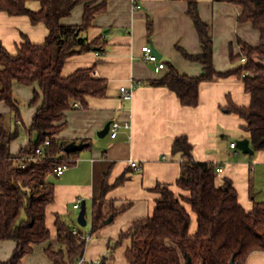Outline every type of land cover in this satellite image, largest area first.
Listing matches in <instances>:
<instances>
[{"label":"trees","instance_id":"trees-1","mask_svg":"<svg viewBox=\"0 0 264 264\" xmlns=\"http://www.w3.org/2000/svg\"><path fill=\"white\" fill-rule=\"evenodd\" d=\"M38 1L39 9L28 6ZM107 1L96 0H0V10L11 15H27L33 24L44 23L49 33L40 43L26 34L16 53L0 42V102H6L16 121L12 128L7 115L0 114V239L17 242L12 257L0 264H22L23 258L34 252L35 246L51 238L47 226V207L55 198V183L49 179L57 164L69 163L79 157L80 151L67 152L71 142L58 137L66 125V112L76 101L88 106L90 97L108 95L109 81L93 75L95 66L83 67L64 76L63 68L69 57L86 51H105L106 41L90 40L88 30L96 14L107 10ZM188 13L197 28L201 52L192 54L181 48L184 55L204 65L198 76L181 73L169 63V71L154 85L167 86L180 98L182 104L197 107L202 82L237 74L243 78L245 90L251 96L247 106L236 104L231 98L224 107L243 121L242 126L255 151L264 150V0H219L239 4L241 22H250L261 35L258 46L239 38L241 49L236 53L231 46L230 57L240 66L219 72L214 65V42L210 26L200 14L198 0H187ZM85 4L81 24H64L78 5ZM149 31L152 22L149 21ZM243 58H246L243 60ZM38 85L29 104L36 107L32 124L26 127L22 120L14 83ZM21 126L30 133V142L18 153L11 150L20 136ZM38 138L34 139L33 134ZM49 139L50 143L46 144ZM92 142L89 139L82 140ZM42 149L37 154V149ZM173 154L181 156V174L176 184L183 193L176 194L168 184L153 188L158 193L153 213L132 221L116 239L108 240L107 254L102 264H113L116 250L130 240L125 256L129 264H182L191 258L195 264H244L256 250H264V201L253 196L254 206L247 210L239 199V192L231 179L217 184L219 165L198 160L194 144L188 136L176 137ZM120 177L115 186L123 184ZM111 185L106 180L102 192L92 200L91 236L106 226L129 205L116 206L108 198ZM192 212L197 217V229L191 232ZM111 219L109 222L108 220ZM59 247L50 245L46 254L54 264H75L86 251L88 240L74 233V227L60 217L57 222Z\"/></svg>","mask_w":264,"mask_h":264},{"label":"crops","instance_id":"crops-1","mask_svg":"<svg viewBox=\"0 0 264 264\" xmlns=\"http://www.w3.org/2000/svg\"><path fill=\"white\" fill-rule=\"evenodd\" d=\"M198 2L200 14L209 24L213 36L216 70L229 72L237 68L241 62L231 60V46L238 53L241 49L239 38L258 46L261 43L260 32L252 23L239 20L242 7L237 3L219 0ZM135 4L141 6L136 8ZM28 6L37 10L41 5L38 1H30ZM188 8L187 0H108L107 10L96 14L87 36L90 40L100 37L106 41L104 53L92 50L72 55L64 65L63 75L95 66L93 75L109 81L108 95L90 97L87 107L76 106L66 112V125L58 137L76 142L89 139L92 145L81 150L79 157L71 161L62 175L49 176L55 183V198L47 207L51 238L36 245L34 252L23 258L22 264H54L45 250L50 245L60 246L56 226L58 217L70 226H78L76 213L81 208L76 206L77 202L85 201L87 213L89 207L92 213V200L100 195L106 180L112 186L108 198L113 199L118 207L129 206L88 239L83 264L107 254L108 240L118 238L133 220L153 213L158 197L153 188L159 183L170 185L176 194L183 193L176 184L181 174V156L172 153L179 135L188 136L198 160L219 165L218 185L225 179H231L242 205L247 210L253 208V197L256 199V196L252 193V179L256 178L254 174L259 167L264 170L261 168V165L264 167V150L249 154L238 147H231V142L247 135L242 128L244 121L224 109L229 98L242 106L251 103L243 78L232 74L202 82L197 107L182 104L178 95L167 86L152 84L169 71V63L183 74L198 76L203 72L204 65L187 58L178 47L192 54L201 52L200 37ZM84 12L85 4H78L69 16L62 19V23L81 24ZM149 21L152 22V31H149ZM48 33L44 23L35 25L27 15H11L0 10V42L12 53L17 52L24 39L23 34L40 43ZM145 44L154 46L166 62V69L157 72L155 62L143 59L142 46ZM133 82L136 87L132 99H124L121 86H130ZM36 89L39 90L38 85L14 83L15 94L23 98L24 103L20 100L18 103L26 127L31 126L36 111V107L29 104ZM0 114L12 118L11 108L4 101L0 102ZM127 119L132 121V130L121 129L115 138L109 133L104 137L99 135L107 122ZM16 122L21 121L15 120L14 128ZM239 129L243 135L237 140L232 139L230 133ZM32 138L37 139L38 134L34 133ZM17 139L11 146L13 153L26 146L31 136L27 132L20 145L16 144ZM241 151L246 156H242ZM132 160L138 161L139 167H134ZM122 176L127 180L115 186ZM192 216L191 232L194 233L197 217L193 212ZM16 245L13 239H0V262L12 257ZM129 245L130 240H126L116 250L113 264H129L125 256ZM182 264H189L188 260L183 258ZM244 264H264V250L253 251Z\"/></svg>","mask_w":264,"mask_h":264},{"label":"built area","instance_id":"built-area-1","mask_svg":"<svg viewBox=\"0 0 264 264\" xmlns=\"http://www.w3.org/2000/svg\"><path fill=\"white\" fill-rule=\"evenodd\" d=\"M140 4H135V7H140ZM98 54H103V51L97 50ZM142 57L144 60H148V61H152L156 63V67L155 70L157 72L162 71L164 69L167 68V64L165 61L162 60V58L159 56V54L157 53V51L155 50L154 46L151 44H145L142 46ZM246 58H243V60H245ZM136 87V84L133 82L130 86L127 85H122L121 86V92H122V97L124 99H132L133 97V92H134V88ZM75 106H81V102L80 101H76L74 103ZM121 129H125V130H132V121L130 119L121 121V120H113L110 126V130H109V134L115 138L117 137V135L119 134V132L121 131ZM50 140L47 139L46 140V144H49ZM231 147L235 148L237 147V142L233 141L231 142ZM42 153V149L41 147L37 149V154H41ZM131 164L134 167H139V163L136 160H132ZM70 164L69 163H63V164H57L54 168V174L57 176L62 175L68 168H69ZM220 169V168H219ZM218 169V170H219ZM82 205V201L79 200L76 204V206L78 208H81ZM82 225L79 223L78 226L74 227V233L79 234L80 236H82L85 239H90L91 235L89 233L84 232L81 229ZM84 257L78 261L75 264H83L84 262ZM87 264H102V259L99 258H95L92 259L90 261H88Z\"/></svg>","mask_w":264,"mask_h":264},{"label":"rangeland","instance_id":"rangeland-1","mask_svg":"<svg viewBox=\"0 0 264 264\" xmlns=\"http://www.w3.org/2000/svg\"><path fill=\"white\" fill-rule=\"evenodd\" d=\"M18 100L21 101V103L23 102L22 101V97L19 95V94H16ZM24 103V102H23ZM7 115V114H6ZM12 118H8V115H7V123L9 125H11V120H12V128H14V125H15V118H14V114H12L11 116ZM243 131L242 130H237V131H234V132H231L230 135H231V138L234 139V140H237L239 136L243 135ZM24 137H27V132L26 130L24 129L23 126H21V134L19 136V139H17L16 141V144L17 145H20L24 139ZM241 155L242 156H246L245 153H243L241 151ZM261 168L264 169V167L261 165ZM254 176H256V178H253L252 179V193L254 196H256V200L258 201H264V170H260V167L259 169L257 170L256 174H254ZM79 212L80 210L77 211L76 213V219L79 215ZM91 215V210H90V207H89V210H88V213H87V219L89 220V224L86 225V226H82L81 229L86 232V233H90L91 232V222H90V216Z\"/></svg>","mask_w":264,"mask_h":264},{"label":"water","instance_id":"water-1","mask_svg":"<svg viewBox=\"0 0 264 264\" xmlns=\"http://www.w3.org/2000/svg\"><path fill=\"white\" fill-rule=\"evenodd\" d=\"M111 123L112 121H109L107 122V124L104 126V128L102 130L99 131V135L101 137H104L106 136L108 133H109V130H110V126H111ZM90 143L89 142H76V141H71L69 142L66 146H65V150L67 152H74V151H81L83 150L86 146H88ZM237 147L242 150L243 152L245 153H249V154H252L254 153V148L252 147L251 145V141L248 137H244V138H240L238 141H237ZM86 213H87V207H86V202L83 201L82 202V205H81V210L79 212V216H78V221L79 223L82 225V226H86L87 223H88V220H87V216H86ZM111 219L108 220V222L110 221ZM188 263L189 264H195L193 262V260L191 258H188ZM230 264H234V260L231 261Z\"/></svg>","mask_w":264,"mask_h":264}]
</instances>
